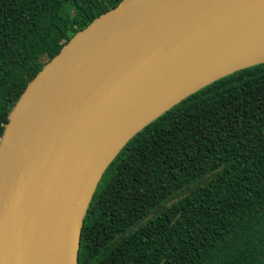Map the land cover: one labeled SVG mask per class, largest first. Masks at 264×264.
Returning a JSON list of instances; mask_svg holds the SVG:
<instances>
[{"label": "water", "instance_id": "obj_1", "mask_svg": "<svg viewBox=\"0 0 264 264\" xmlns=\"http://www.w3.org/2000/svg\"><path fill=\"white\" fill-rule=\"evenodd\" d=\"M264 33V0H122L29 82L0 137V264H77L103 174L195 70Z\"/></svg>", "mask_w": 264, "mask_h": 264}, {"label": "trees", "instance_id": "obj_2", "mask_svg": "<svg viewBox=\"0 0 264 264\" xmlns=\"http://www.w3.org/2000/svg\"><path fill=\"white\" fill-rule=\"evenodd\" d=\"M122 0H0V137L29 82ZM77 264H264V63L189 95L109 165Z\"/></svg>", "mask_w": 264, "mask_h": 264}, {"label": "bare ground", "instance_id": "obj_3", "mask_svg": "<svg viewBox=\"0 0 264 264\" xmlns=\"http://www.w3.org/2000/svg\"><path fill=\"white\" fill-rule=\"evenodd\" d=\"M264 61V33L253 36L251 39L243 38L237 45L218 56L214 63L201 65L195 70V76L189 83L178 89L176 98L186 95L211 81L240 66H249Z\"/></svg>", "mask_w": 264, "mask_h": 264}]
</instances>
